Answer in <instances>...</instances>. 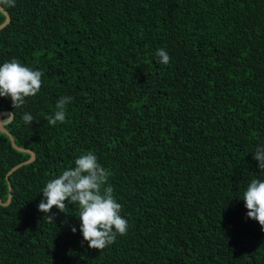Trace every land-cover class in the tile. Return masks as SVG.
Returning a JSON list of instances; mask_svg holds the SVG:
<instances>
[{"label":"trees","instance_id":"trees-1","mask_svg":"<svg viewBox=\"0 0 264 264\" xmlns=\"http://www.w3.org/2000/svg\"><path fill=\"white\" fill-rule=\"evenodd\" d=\"M6 11L0 65L15 58L43 76L22 107L0 97L4 127L36 156L9 175L31 155L0 131L1 201L12 194L0 204V264H264V231L241 199L264 179L253 159L264 0H16ZM61 96L72 97L65 122L49 125ZM87 151L128 221L103 250L83 240L77 206H54V222L37 207Z\"/></svg>","mask_w":264,"mask_h":264},{"label":"clouds","instance_id":"clouds-1","mask_svg":"<svg viewBox=\"0 0 264 264\" xmlns=\"http://www.w3.org/2000/svg\"><path fill=\"white\" fill-rule=\"evenodd\" d=\"M15 6L16 0H0V8L6 10ZM155 56L158 63H170V56L163 48L158 49ZM42 76V71L23 65L18 59L4 62L0 65V97H9L14 108L22 107L26 98L40 91ZM71 101L70 96H61L56 101L54 113L46 117L49 125L65 122L66 106ZM22 120L31 124L34 117L25 112ZM253 153V159L259 162V170L264 171V145H257ZM108 177V170L98 163L94 152L87 151L75 159L74 167L45 184L38 210L49 222H54V214H49L54 206L66 214H69V204L77 206L76 216L83 240L89 248L103 250L113 244L118 235H126L128 230V221L120 214L122 205L114 197L113 188L105 187ZM241 199L248 210L247 217L257 221L264 231V179H252ZM71 231L75 233L76 227L73 226Z\"/></svg>","mask_w":264,"mask_h":264},{"label":"water","instance_id":"water-1","mask_svg":"<svg viewBox=\"0 0 264 264\" xmlns=\"http://www.w3.org/2000/svg\"><path fill=\"white\" fill-rule=\"evenodd\" d=\"M0 11L5 15V17H6V21L0 26V30H2L3 28H5L6 26H8L9 24H10V22H11V16H10V14L5 10V9H3V8H0ZM0 131H2V132H4L5 134H7L8 135V137H9V139H10V141H11V144H12V146L16 149V150H18V151H20V152H23V153H28V154H30L31 155V158L28 160V161H26V162H24V163H21V164H19L18 166H16L10 173H9V175L10 174H12L14 171H16L17 169H19L20 167H22L23 165H25V164H29V163H32L33 161H35V159H36V156H35V154H34V152H32V151H30V150H26V149H23V148H20V147H18L17 145H16V143H15V139H14V136L4 127V120H3V113L2 112H0ZM8 183H9V189L11 190L12 189V186H11V183H10V181L8 180ZM12 201V194L10 193V195H9V200H8V202L7 203H3L2 201H1V198H0V204H2V205H4V206H7V205H9L10 204V202Z\"/></svg>","mask_w":264,"mask_h":264}]
</instances>
